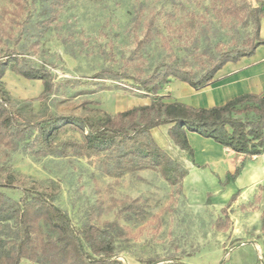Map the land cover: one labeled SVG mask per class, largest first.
Returning a JSON list of instances; mask_svg holds the SVG:
<instances>
[{"label":"rangeland","instance_id":"374dc122","mask_svg":"<svg viewBox=\"0 0 264 264\" xmlns=\"http://www.w3.org/2000/svg\"><path fill=\"white\" fill-rule=\"evenodd\" d=\"M41 1L0 0V62L18 53L22 62L47 70L54 84V91L40 98V79L7 70L3 85L20 121L37 122L51 113L116 116L148 105L151 96L134 88L127 76H146L164 63L201 75L219 52L244 47L255 28L249 18L217 17L212 0H65L57 19L45 25ZM260 1L249 0L252 5ZM152 18L160 34L138 51L136 37L143 38ZM106 69L126 77L100 82ZM169 85L161 94L175 99ZM81 138L68 129L58 141ZM191 146L193 169L189 167L180 186L153 170L109 176L97 157H36L0 147V173L13 184L2 191L17 200L25 189L44 192L76 227L102 204L99 223L118 221L124 228L116 243L124 264H264V252L247 243L264 237V184L256 185L254 194L247 190L237 202L242 167L240 172L235 167L221 173L207 163L219 155L229 158L224 152L219 154L209 143L195 141ZM125 198L140 200L146 214L127 219L118 207L108 210L114 199ZM226 208L232 221L228 230L219 231L215 223L225 219ZM22 263L39 264L29 259Z\"/></svg>","mask_w":264,"mask_h":264},{"label":"trees","instance_id":"16d2710c","mask_svg":"<svg viewBox=\"0 0 264 264\" xmlns=\"http://www.w3.org/2000/svg\"><path fill=\"white\" fill-rule=\"evenodd\" d=\"M42 24L55 21L65 0H42ZM217 17L249 18L254 32L246 39L244 47L219 52L203 74L176 64L164 63L146 76H127L118 72L103 71L104 80H121L124 76L133 80L132 86L144 95L151 96L150 104L122 110L116 116L100 112L90 118L71 113H51L37 122L20 121L19 113L10 106V97L4 88L7 70L28 79H40L46 97L54 91L50 73L33 67L11 52L0 62V147L12 151H26L32 155L61 158H101L104 172L116 178L139 170L159 173L171 185L180 186L188 175L184 165L178 163L157 143L154 128L169 125L168 135L179 148L193 157L188 132H196L234 152L246 157L264 153V93L242 94L221 106L192 107L184 102L167 99L160 93L172 80L183 81L200 90L213 82L220 68L228 62L252 55L264 44L261 36V19L264 16V0L252 5L249 0H212ZM167 16L174 17L171 13ZM142 39L136 37L137 50L143 49L160 34L154 18L146 23ZM104 76V77H103ZM99 77V76H98ZM109 84L102 85L107 89ZM46 99V98H45ZM44 99V100H45ZM81 133L82 138L58 141L66 130ZM240 166L237 170L240 172ZM237 171V172H238ZM9 179V180H8ZM13 184L0 173V264H23L29 259L39 264H124L118 259L117 241L124 236V228L118 221H98L102 204H97L80 227L54 203L52 196L36 190L25 189L20 200L10 197L4 188ZM237 198L234 197V200ZM108 210L118 207L119 214L127 219L145 215L138 199H114ZM225 219L219 218L215 227L225 230L230 224L227 208ZM264 226V213L262 214ZM158 260L142 261L155 264Z\"/></svg>","mask_w":264,"mask_h":264},{"label":"crops","instance_id":"0c3cea01","mask_svg":"<svg viewBox=\"0 0 264 264\" xmlns=\"http://www.w3.org/2000/svg\"><path fill=\"white\" fill-rule=\"evenodd\" d=\"M261 31L260 34L264 37V16L261 19ZM168 91H172V95L175 96V101L184 102L192 107L207 108L213 106H221L226 102L232 100L238 95L242 94H263L264 93V44L258 47L252 55L241 58L238 61L228 62L223 65L213 82L206 85L205 88L197 90L189 84L176 80L174 84H171ZM173 85V86H171ZM164 90V89H163ZM162 90V91H163ZM161 91V92H162ZM160 92V93H161ZM165 95V94H164ZM162 94V96H164ZM169 94H166V96ZM169 125L160 126L152 129L153 136L158 144L167 153L174 158L178 163H181L185 168L190 171L191 165L194 163L192 157H188L187 151L179 148L170 136L168 135ZM189 142L194 144L195 141L212 145L219 154L224 152L229 158H225L219 155V158H213L207 164H211L216 170L221 173L226 169L233 170L238 166L242 167V172L238 178V187L241 191L237 197L243 199L245 192L253 190L252 194L256 193L254 187L259 184H264V153L251 157H246L241 153H236L230 148H225L224 145L212 142V139L205 138L196 132H188ZM225 149H229L230 152H226ZM218 156V155H217ZM221 157V158H220ZM194 165V164H193ZM190 167V169H189ZM243 177V179H241ZM264 213V208L261 211L260 219ZM232 218L230 217V222ZM226 228L225 230H228ZM219 230V231H225ZM254 244L255 247L264 252V237L257 239L254 242H247Z\"/></svg>","mask_w":264,"mask_h":264},{"label":"bare ground","instance_id":"6f19581e","mask_svg":"<svg viewBox=\"0 0 264 264\" xmlns=\"http://www.w3.org/2000/svg\"><path fill=\"white\" fill-rule=\"evenodd\" d=\"M226 148V147H225Z\"/></svg>","mask_w":264,"mask_h":264}]
</instances>
